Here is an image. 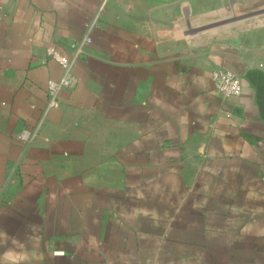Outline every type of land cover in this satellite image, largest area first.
<instances>
[{"label": "crops", "instance_id": "1", "mask_svg": "<svg viewBox=\"0 0 264 264\" xmlns=\"http://www.w3.org/2000/svg\"><path fill=\"white\" fill-rule=\"evenodd\" d=\"M0 264H264V0H0Z\"/></svg>", "mask_w": 264, "mask_h": 264}, {"label": "built area", "instance_id": "2", "mask_svg": "<svg viewBox=\"0 0 264 264\" xmlns=\"http://www.w3.org/2000/svg\"><path fill=\"white\" fill-rule=\"evenodd\" d=\"M108 0H102L105 4ZM97 17L88 28L86 37L77 45L73 46V57L67 58L59 55L54 49H48L47 55L62 68L63 74L58 81L48 82L47 95L48 100L43 113V117L52 109L58 108V95L60 91L68 89L72 85L71 70L74 59L82 52L83 48L91 43L89 34L95 25ZM212 81L218 94L225 98L238 97L241 94V81L239 77L230 71H216L212 74Z\"/></svg>", "mask_w": 264, "mask_h": 264}]
</instances>
